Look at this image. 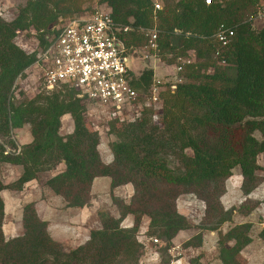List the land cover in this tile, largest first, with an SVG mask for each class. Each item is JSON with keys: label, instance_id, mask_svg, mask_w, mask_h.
I'll return each mask as SVG.
<instances>
[{"label": "trees", "instance_id": "trees-1", "mask_svg": "<svg viewBox=\"0 0 264 264\" xmlns=\"http://www.w3.org/2000/svg\"><path fill=\"white\" fill-rule=\"evenodd\" d=\"M159 1L163 8L155 12L152 0H98L115 23L133 29L155 25L153 54L167 64L189 54L195 58L181 74L183 84L162 95L157 122L155 112L146 107L132 122H108V134L115 138L109 144V163L101 157L98 132L86 123L84 99L77 98L74 89L22 101L15 95H22L16 82L37 56L15 44L18 33L33 31L38 48H44V36L56 34L52 29L62 20L80 16L85 0H26L11 21L0 16V167L20 169L15 181L5 184L0 179V264H140L145 254L138 240L143 217L149 220L145 237L161 241L164 253L179 232L194 228L197 233L182 245L184 249L201 247L202 233L216 232L220 263L244 264L240 253L252 241V224L236 225L225 233L221 227L232 223L235 214L249 216L264 200L245 199L225 210L220 199L234 169L240 171L245 198L263 182L256 173L264 172L257 163L264 154V27L253 29L244 19L261 0H210V5L205 0ZM220 25L234 31L224 48L213 37ZM146 43L136 32L125 38L130 50ZM130 76L132 88L140 94L147 92L154 77L152 69ZM67 115L73 130L62 135L61 120ZM25 126L31 142L19 147L13 133ZM60 165L64 169L44 185L65 208L88 207L93 181L107 177L118 217L98 213L100 228L66 252L50 237L48 223L31 202L22 207V234L6 239L1 193L20 192ZM127 185L132 195L126 203L113 192ZM181 196L203 203L198 225L191 226L177 211ZM127 217H132L130 228L122 226ZM259 235L263 237L264 230Z\"/></svg>", "mask_w": 264, "mask_h": 264}, {"label": "built area", "instance_id": "built-area-1", "mask_svg": "<svg viewBox=\"0 0 264 264\" xmlns=\"http://www.w3.org/2000/svg\"><path fill=\"white\" fill-rule=\"evenodd\" d=\"M152 1L154 11H161L162 3ZM205 4L210 5V0H205ZM104 7L62 20L52 29L56 34L44 36L45 47L37 48L36 61L25 72L34 69L37 73V95L74 89L78 93L77 98L84 99L85 105L104 113L109 121L132 122L146 107L155 112L153 121L157 122L163 104L162 95L166 91L174 92L177 85L183 84L185 79L181 74L186 66L195 63V59L190 54L178 57L171 77L163 81L153 80L147 92L140 94L130 84L128 60L131 53L125 45V38L132 32L141 34L147 43L140 50L153 54L157 50L158 31L155 25L150 29H133L115 23L110 11ZM246 21L253 29L264 27V5L256 7ZM259 24L262 27L258 28ZM233 36V29L220 25L213 37L224 48ZM129 111H134L131 120L128 119ZM148 241L157 248L163 247L156 238ZM180 251V246H170L166 252L171 260L167 264H179L176 256Z\"/></svg>", "mask_w": 264, "mask_h": 264}, {"label": "rangeland", "instance_id": "rangeland-1", "mask_svg": "<svg viewBox=\"0 0 264 264\" xmlns=\"http://www.w3.org/2000/svg\"><path fill=\"white\" fill-rule=\"evenodd\" d=\"M228 1V0H222ZM26 0H0V16L5 19L12 20L18 13V9L25 4ZM264 5V0H261L256 6ZM101 5L98 3V0H85L82 5V9L84 10L81 15H86L94 11V9L100 7ZM105 8V7H104ZM249 12L247 16L244 18L245 20L254 12ZM80 15V16H81ZM258 28L262 27L261 24L257 26ZM15 42L21 46L26 53L31 54L34 51H38V41L37 36L33 31L30 32H23L18 33ZM141 47L132 48L130 51L131 56L129 57L128 63L130 67V71L135 75L138 76L140 73L145 69H152L153 71V80L156 81H163L164 79H168L174 74V65L176 61L169 65L163 60L161 57L156 56L155 54H148L146 51H141ZM135 50V51H134ZM192 55V54H190ZM193 58V56H192ZM166 59H170L168 56ZM195 59V58H194ZM212 69H208V71ZM34 69H30L24 73V78L18 80L17 88L19 91L22 92L20 97L17 96L18 101H22L24 99L33 98L37 95L36 91V81L37 76ZM184 78V76H183ZM185 79V78H184ZM86 116L85 120L86 123L89 125L91 129L97 131L100 136V153L104 162L108 163L110 161V151H109V144L115 141L113 136L108 134V118L107 116L99 111L98 109L86 105ZM134 111H129L128 116L129 120L132 119ZM159 120V118H158ZM72 125V120L69 116H66L62 119V127H61V134L65 135L68 134ZM13 140L15 141L17 146H23L30 143L31 137L29 134V127L25 126L21 130H16L13 133ZM257 162L264 168V154L258 156ZM171 166H176V164H172ZM60 168H56L54 171L45 173L41 176V178L31 185V187L26 188V193L28 199H36L38 202L40 200H45V196L47 192H43V187L45 186V181L53 174L59 171ZM14 169H6L4 168L0 171V178L4 183H11V181L16 180L13 178V173L15 174ZM239 170L234 169L233 173L234 176L237 174ZM95 187L92 192V200L88 207H86L83 211H74L76 209L69 208L70 211L66 210L60 200L53 198L51 196L49 205H47L49 209V219L55 225L56 231L54 232V238H56L55 233H57V237L60 239V244L62 245L63 249L67 252L73 248H76L77 244L82 245L88 239L89 232L92 230H97L100 228L99 224V217L98 213L102 212L106 215H115L116 214V207L112 204L110 198V191H109V179L107 177H100L97 178L95 181ZM130 189L132 188H122L116 190L114 192L115 196H119L124 199H128L130 196ZM32 191V192H31ZM182 197V196H181ZM179 197V198H181ZM23 200L25 202H31L32 200ZM182 199V198H181ZM185 199V198H183ZM179 204L182 206L180 213H183L187 216L194 217L195 220L199 218V214L201 213L199 210H189L185 208L184 204L179 201ZM14 208L11 206L8 207V218L4 222L5 232L7 237L9 235L19 236L22 234V227H21V211L19 210L20 205L16 204L13 205ZM184 206V208H183ZM52 215V216H51ZM118 216V215H116ZM190 223L192 221L190 220ZM129 220L125 221L123 225L129 226ZM264 230V227L257 228L253 230L251 233L252 237L254 238V250L258 253L254 259L257 261L259 260L260 253L264 249V239L259 234L261 231ZM139 241L144 243L147 248L145 249L146 254H151L154 257V253L158 254L156 260L152 259V257L144 255L141 260L140 264H167L171 260V257L162 251L161 248H156L155 246L148 241L145 240V237L138 233ZM6 238V237H5ZM173 245V244H172ZM179 256H176V259H181L184 256L187 258L186 262L179 261V264H191V261H194L195 264H199V258H192L194 252H187L184 254V251L179 252ZM248 257L247 254H245ZM242 262L246 263L243 256H241ZM147 258V261L145 259ZM151 258V260H149ZM216 257H210V260L204 261V264H217ZM257 264V263H256Z\"/></svg>", "mask_w": 264, "mask_h": 264}, {"label": "crops", "instance_id": "crops-1", "mask_svg": "<svg viewBox=\"0 0 264 264\" xmlns=\"http://www.w3.org/2000/svg\"><path fill=\"white\" fill-rule=\"evenodd\" d=\"M3 19H5V18H3ZM5 20L6 21H10L8 19H5ZM15 44L18 47H20L23 51H25L16 42H15ZM64 117H66V116H64ZM72 130H73V123L71 125L70 131H69L68 134H70L72 132ZM111 160H112V157H110V161ZM258 165H259V163H258ZM259 166H261V165H259ZM4 168L9 169V170L13 168L14 169L13 171H15V174L13 173L12 177L16 178V179L19 177V174H20V169L19 168L12 167L10 165H2L0 167V171H2ZM57 168H60L59 171L56 172V173H53L49 178H51V177L55 176L56 174H58L59 172H61L64 169V166L60 165ZM233 171H232V176L225 182V190H226V192L220 199V202H221L223 208L225 210H227V209H230L232 207H238L239 205H241L245 201V199H249L251 201L262 202L264 200V172H257L256 173L259 177L263 178V182L251 194H249L248 197L245 198L242 195L241 190H240L241 183H242V178H241V175H240V171H238L235 176H234ZM96 179L93 181V184H92V187H91V196H92L93 189H94V187L96 185L95 184ZM13 181H15V180H13ZM13 181H11V182H13ZM36 182L37 181H31V182L25 184V186L23 187V190L20 191V192L3 191L1 193V197H2V199L4 201L3 233H4V236L6 237V239L16 237V236H13V235H9V237H7L6 232H5L4 222L8 218V214H9L8 213V207L11 206L12 208H14L13 205L19 204L20 205L19 210L22 211V207L27 204V202L23 203V200H27L29 198V197H27L26 188L31 187V185H33ZM5 184H7V183H5ZM109 185H110V180H109ZM126 187L127 188H132L130 185H127V186L115 189L114 192L116 190H119V189H122V188H126ZM43 192H47V194L45 196V200L42 199V200H40V202H38L36 199H28V200H32L31 202H33L35 204V208H36L38 217L42 221H46L48 223V233H49L50 237L53 240H55V241L60 243L61 241H60L59 237H57V233H55L56 238H54V236H53L54 232L56 231V229H55V225H53V222H51V220L49 219V216H50L49 212L50 211H49L47 205H49L51 196L53 198H56V199L60 200V202H62L63 206H64V203L59 197L54 196L49 191V189L46 186L43 187ZM114 192H113V194H114ZM130 192H131L130 193V196H131L132 195V189H130ZM130 196L128 197L127 200L124 199V198H121L119 196H115V197L121 198L127 203L129 198H130ZM181 198H178V200L176 202L177 211L179 212V214L183 215L189 221V223H190V220L192 221V223H190L191 226L198 225L200 223L202 217H203V211H204L203 203L197 201L195 199V197H193V196H182ZM183 198H185V199H183ZM180 200L184 204L185 208H188L191 211L199 210V209L201 210L200 211L201 213L199 214V218L197 220H195L194 217H192V216H187V215H185L183 213H180V210L182 208V206L179 204ZM31 202H28V203H31ZM184 206H183V208H184ZM84 209L85 208L76 209L74 211H83ZM66 210L70 211L67 208H66ZM116 215H118L117 210H116V214L115 215H111V216L114 217V218H117L118 216H116ZM20 220H21V216H20ZM128 220H129V223H130L129 226L128 225L127 226L123 225L124 222L128 221ZM124 222L122 223V226L125 227V228H130L132 226V217H127L124 220ZM148 222H149L148 218L147 217H143L141 225H140V228H139L140 234H142L144 237H145L144 234H145V232L147 230ZM244 223L252 224L251 233L253 232V230H256L257 228L260 229V228L264 227V205L261 204L254 212H252L247 217H242V216H240L238 214H235L233 216L232 223L223 225L221 227V231L223 233H225L229 228H231L233 226H236V225H241V224H244ZM196 233H197V231L194 228H191L190 230L179 232L177 234V236L172 240V244L173 245L171 244V246H180L181 247V251L182 252L184 251V254H186L189 251L194 252L193 253L194 255L192 256V258L193 257L194 258H199L198 259L199 260V264H204V261L210 260V257L212 258L213 256L214 257L218 256V251H217L218 236H217L216 232H207V231L203 232L202 233V244H201V247L184 249L182 245L185 242H187L188 240H190ZM251 239H252L251 243L241 251L240 255L243 256V258H244V260L246 262L245 264H256V263L257 264H264V249L260 253L261 254L260 257H259L260 261L255 260L254 257L258 253L253 249L254 248V243H253L254 238L252 237V235H251ZM138 240H139V237H138ZM145 240L148 241L149 239L145 237ZM76 246H80V244H77ZM144 247H145V249L147 248V246L145 244H144ZM156 248L157 247H155V249ZM245 254H247L248 257H246ZM144 255L152 257L151 254H146L145 253ZM154 255L155 256L152 257V259L156 260L157 257H158V254L154 253ZM186 259L187 258L184 256L183 258L179 259V261L186 262ZM149 260H151V258ZM145 261H147V258L145 259ZM216 262H217V264H221L220 261L218 260V258H216Z\"/></svg>", "mask_w": 264, "mask_h": 264}]
</instances>
